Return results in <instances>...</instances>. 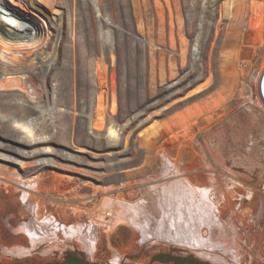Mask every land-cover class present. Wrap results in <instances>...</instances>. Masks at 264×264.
Listing matches in <instances>:
<instances>
[{"label": "rangeland", "instance_id": "obj_1", "mask_svg": "<svg viewBox=\"0 0 264 264\" xmlns=\"http://www.w3.org/2000/svg\"><path fill=\"white\" fill-rule=\"evenodd\" d=\"M162 1L164 7L158 0H134L135 7L129 0H0L25 17L19 16L22 35L12 28L16 26L14 22L0 21V64L17 54L34 67L29 78L32 82L22 76L7 78L0 74V95L5 98L0 105V134H15L17 127H28L29 117L24 115L49 110L51 102L46 101L44 92L50 87L51 78L58 76L63 93L72 91L73 95V89L67 86L80 78L73 71L79 65L73 68L72 58L85 55L92 58L84 63L85 68L94 69L90 116L81 115L78 105L74 107L77 110L70 108L68 114L58 112L54 117L57 134L84 138L89 124L92 131L104 133V138L120 136L121 147L127 151L120 155L118 165L108 171L79 164L64 169L60 166L66 165L65 160L60 159L34 176L19 164L4 161L8 172L0 177V264H230L227 259L232 261V252L225 246L233 239L241 252L235 264H264V108L255 102L264 69V0ZM146 3H151V7H145ZM196 6H212L207 13H198L211 26L208 35L199 41L197 58L192 54V39L202 25H194L189 31L185 11V7ZM61 7L68 8L70 22L67 36L57 40L51 32L53 27L47 29L44 22L47 15L59 14ZM93 7H106L102 25L92 12ZM107 22L114 24L115 29L120 26L119 31L104 25ZM37 28L40 32L35 37ZM100 41L109 47L102 44L103 51ZM145 41L146 49L139 48ZM150 41L157 43L152 47ZM32 50L37 51L38 57L28 55ZM61 58H70L71 65ZM53 61L55 66L50 70ZM45 69L50 70L48 74ZM183 73L188 74V85L169 97L164 87ZM194 76L198 79L192 81ZM31 86L35 87L32 94L39 100L28 104L7 98L11 93L24 97ZM81 99L76 101L82 104ZM20 113V117L16 116ZM136 113L138 117L130 123V116ZM40 116L50 119L49 114ZM82 118L85 121H80ZM46 127L45 130H52L49 125ZM75 146L71 150H77ZM82 152L85 157L92 156L90 151ZM166 167L178 168L181 176L189 178L195 187L209 192L213 201L210 211L216 216L209 235L218 246L199 252L175 243H160L156 238L139 241V231L125 217L134 213L132 206L125 210L115 201L145 199L157 215L159 200L171 207L172 198L168 194L164 198L163 194L164 181L170 179L165 178ZM5 172H1L0 165V175ZM31 176L33 185L26 186L24 180ZM30 193L33 196H28ZM106 194L112 201H103ZM200 202L193 199L194 212ZM110 207L114 212L126 213L125 221L114 223L109 218ZM37 220L48 221L41 225ZM75 224L92 228L89 233L83 232L88 236L86 241L79 238ZM27 226L37 232L33 245ZM154 226L155 221H150V227ZM45 227H50L47 233ZM213 251L223 260L212 257Z\"/></svg>", "mask_w": 264, "mask_h": 264}, {"label": "bare ground", "instance_id": "obj_2", "mask_svg": "<svg viewBox=\"0 0 264 264\" xmlns=\"http://www.w3.org/2000/svg\"><path fill=\"white\" fill-rule=\"evenodd\" d=\"M228 1L230 3L232 0L231 1L228 0ZM228 5L229 4H227V6ZM190 6H191V4H190ZM6 7H10V8L7 9ZM11 7L12 6H10V5L8 6L4 2L0 3V21L14 22L15 23L14 25H16V26H14L12 28H14L15 30H18L19 35H22V34H24V30L20 27L21 21H20V17H19L22 14H20V12H19L20 15H18L16 12H14L12 10ZM231 7L228 6V8H231ZM107 8L109 9V7H107ZM66 9H67V7H66ZM210 9H212V6L211 7H205V6L204 7H197V6L196 7H185V11H186V15H187V25L189 26V31H190V28H192L194 25H197V24H198V26L199 25H202V26H199L198 27V29H197V32L198 33L196 32L195 35H193V39H192L193 42H194V46H195L193 48L195 51L192 54L194 55L195 58H197V56H198L197 55V52L199 53V48H200V42L199 41L203 37H206V35H208L207 33H209L210 26H211L210 21L207 18L204 21V19H202L201 16H198V13H200V12L201 13H204V12L207 13V11L210 10ZM232 9H233V7H232ZM78 11H76V12H78ZM92 12L96 15L97 19H99L100 25H102L103 24V21L105 20L104 19V16H105V14L107 12L106 7L104 9H103V7H98V8L93 7ZM227 12H228V10H227ZM84 14H85V12H84ZM109 14H111V13H109ZM69 15H70V13L68 12V9L62 11L61 14L59 16H57V19H54V17L52 18V17H49L47 15L45 17V22L44 23L47 26V28L49 26H51V27H53V29H55L57 31L58 30V22H59V20H61V18H62L64 21H66L67 16L69 18ZM79 16H81V15H79ZM190 17H191V19H190ZM110 19H112V18H110ZM107 20H108V18H107ZM109 22L104 23V25H108L107 27H110V28L113 27L114 28L115 25L112 24V23H109ZM78 25H80V23ZM8 26H10V23L8 24ZM11 26H12V24H11ZM41 27H42V25H41ZM119 27H116V28L119 29ZM118 29H115L114 31L117 32ZM199 29H200V31H199ZM45 31H47V29H45ZM189 31H188V33H189ZM38 32H39V29L37 28L35 30V33H38ZM111 32H113V31H111ZM201 33H204V34H201ZM119 35H121V34H119ZM129 36H130V34H129ZM84 41H85V39H84ZM105 41H107V40H105ZM142 41L144 42V40H142ZM146 41H145V43L142 42L141 43L142 45L139 44V48L144 49L146 47V45H148ZM102 42H101V46H102V44H104ZM89 43H90V41H89ZM138 43H140V42H138ZM156 43H154L153 41H150L149 42V45L153 47V46H155ZM104 46L107 47L105 44H104ZM110 47H111V45H110ZM112 47L114 48V45ZM74 48H76V47H74ZM101 48L103 49V46ZM130 48H131V46H130ZM155 48H153V49H155ZM134 49H136V48H134ZM120 50H121V48H120ZM128 50H129V48H128ZM103 51H104V49H103ZM71 53L73 54V52H71ZM72 54H70V55H72ZM28 55L31 56L32 58L38 57L36 50L28 51ZM101 55H102V53H101ZM1 57H2V55H1ZM19 57H20L19 55L15 54V57H12L9 62H7V63L5 62V63H3V65L1 63L0 64V74H2V75L5 74L6 76H4V77H7V78H10V77L17 78L18 76H22L23 79H26L27 78L26 80H28L30 78V75H32L34 73L33 72L34 71L33 70L34 67L31 64L25 63L22 59H19ZM41 58H42V56L39 57V59H41ZM61 59H60V61H61ZM91 59L92 58H88L85 55L82 56V57H79L78 56L77 58H76L75 55L73 56V58H72L73 68L75 67L74 65H76V64L79 65L77 68H75V70L73 69V71H75L76 76L80 78L79 80L78 79H75V82H72V84L70 86H67L68 88L70 87L71 89H73V93H72L73 95L70 94L72 91L70 93H66V94L63 93V90H62L63 88L60 85V79H59L58 76H55L54 78H51V83L49 85L50 87L47 85L49 88H47L45 90V92H44L46 101L51 102V104L49 103L50 105L49 104H48L49 106L47 105L48 106L47 109H49L48 111L42 112V114H49L50 119L45 118V117L42 118V116H40V115H42L41 113L39 115H37V114L36 115H34V114L33 115H30V114L29 115H24L25 118H27V119L29 117V119L27 121L28 122V124H27L28 127L27 126H23V128H20V129H19V127H17L18 129L15 130L16 133L15 134H12V135L4 134V133L0 134V159H1L0 160V165H1V172H2V169H5L6 170L5 174L2 173L0 175V177H2V178L5 177L6 176V173L8 172V168L6 166L8 163L6 164L4 161H8L9 163H13V164L14 163L15 164H19L22 167V169H26L28 171V174H33V175L35 173L38 174L39 171L42 168H44L46 165H56V164H58V161L57 160H60V159L61 160H65L64 162H65L66 165L60 166V167H62L64 169H66V168L67 169H71L70 166H74L73 164H79V165H82V166H86L88 168H92L94 170H98V169L101 170V168H103L104 170L108 171V170H111V169H113L114 167H116L118 165V162L120 161V155L123 154V153H125V152H127L125 148H122L121 147L120 136H118L117 138H109V139L108 138H104V135H103L104 133L101 134V133H96V132L92 131L90 129V127H89V124L86 126L87 132H85L86 134H85L84 138H81V137L80 138H77L75 136L74 137L73 136L67 137L66 134H65V136H61V135L59 136L57 134L58 125L55 122V118L54 117L56 116V114L58 112H60L59 114H61V113L62 114L63 113L68 114L69 111L71 112V110H69L70 108H74V107L77 108V105H78L79 106L78 108L79 109L81 108V110L79 111V113H81V115H85L87 118H89V116H90V107L92 106V99H93L92 98V93H93V90L95 89V87L93 86L94 85L93 84V82H94V75H93V72H92V70H94V69H90V68L88 69V67L86 69L84 63L90 62ZM1 60H3V59L1 58ZM62 60H63L62 62H64L66 65L70 64V62H71L70 58H63ZM21 61H23V62H21ZM116 61H118V58H117ZM124 61H125V59H124ZM141 64H143V62ZM113 65H114V62H113ZM130 65H132V62H131ZM54 66H55V63L53 61L52 63H50V68L49 69L51 70V68H53ZM101 66H103V65H101ZM98 67L101 68L100 66H98ZM122 69H123V67H122ZM50 70L45 69L46 74H48ZM57 70H58V68H57ZM102 70H103V68H102ZM100 72H101V70H100ZM101 73H104V71L101 72ZM68 75H70V74H68ZM98 75L101 76V74H98ZM103 75L104 74H102V76ZM187 75H188L187 73H183V75L181 77L179 76L176 79L175 82H173L172 84L164 87L165 90H167L169 97H170V94H173V93H175L177 91H180V89L182 87H184L185 85H188V81H187L188 80V77H187ZM257 77H258V75H257ZM72 78H73V75H72ZM196 79H198V76H194V78L192 79V81H194ZM73 80H74V78H73ZM28 81L29 82H32L31 79H29ZM258 83H259L258 86H259V92L260 93H259V96L256 97L255 102H256V104L258 106H261V107L264 108V69L261 72V76L259 78ZM34 88H35L34 86L29 87V90L26 91L28 93L24 97L21 94H19V93H11V94H9V97H7V98H9L10 101L13 100V102H19L20 101V102H25V103H28V104L30 103L31 104L32 102H35V101L39 100V99H36V96L37 95L32 94L33 93L32 90H35ZM74 92H76V93H74ZM246 92H247V90H246ZM78 97H81L82 98L81 99V100H83V103L82 104L80 103V100L78 102L76 101ZM4 99L5 98L1 94L0 95V105H1L2 101H4ZM144 100L145 99H143L142 101H144ZM128 106H130V105H128ZM135 106H136V104H135ZM87 107H89V108H87ZM147 107H148V105H147ZM137 108H135V109H137ZM75 110H77V109H75ZM126 110L127 109L124 110L125 113H128V112H126ZM72 113H75V111L72 112ZM76 113H78V112H76ZM125 113H124V115H125ZM22 114L23 113H20V115H17L16 114V116L20 117ZM138 115H139V113H136L135 115L130 116V123H133L135 121L136 117H138ZM78 118H81V117H78ZM83 118L80 121H85ZM72 120H77V119H73L72 118ZM41 121L43 122L42 123L43 125L42 126H39ZM45 121L47 123H45ZM24 122H26V121H24ZM86 122H88V119L86 120ZM38 123H39V125H38ZM16 124H18V123H16ZM16 124H15V127L18 126ZM85 124H87V123H85ZM47 125L50 126V128L52 129L51 131H49V129L48 130H45L47 128L46 127ZM10 126H12V124ZM44 127H45V129H44ZM12 129H10V131ZM37 129H39L40 131H37ZM98 131H100V130H98ZM7 132H9V131H7ZM64 133H66V132H64ZM117 134H118V132H117ZM77 141H78V145L75 146V144H77ZM72 146L77 147V150H75L77 152L71 150L70 147H72ZM92 150H97V151H92ZM82 151H90V153H91L92 156L89 157V158L88 157H85ZM1 162H3V163L1 164ZM3 165H4V168H2ZM169 165H171V164H169ZM84 168L85 167H83V169ZM166 171L167 172H164V175L166 174L165 175V178H170V179L164 181L163 194H164V198L167 197L165 194H168L169 197L172 198L171 200L173 201V205L171 207H166L165 203L163 204V201L159 200V202H157L158 205H159V207H158L159 211H158V215H157L156 213H154V211L152 209H150L147 206V204L144 201L145 199L144 200H141V199L139 200V198H138V200L136 199L135 202H131V203L130 202H126L125 200L123 201L121 199H118L117 201H115L116 205L122 206V209L125 208V210H129V208H131V206H132V209H133V212L134 213L133 214H129L128 213V216H125L126 213L120 214L118 210L117 211L115 210V212H114V210L111 209V207H110V209L113 210V212L108 209V211L110 212V217L109 218L114 223L117 222V221H120V222L121 221H125L123 219L125 217L128 220H130L131 225L134 228H136L139 231V233H140L141 238L139 239V241H145L146 242V240H153L152 238H156L154 240H157L160 243L161 242H163V243L165 242V243H168V244L175 243V244H179V245L188 247L190 249H195V251H199V252H201L202 250L204 251L205 248L212 249V248H214V246H218L217 244H214L215 242L212 240V238L209 235V229H210L211 225L216 223V220H214V218L216 216L213 215V214H211V211H210V209L212 208V205H213V201H212V199H211V197L209 195V192L207 193V190L204 191V189H199V188L195 187L192 184V182L189 180V178L184 177V176H181L182 173L176 167H174L173 169H170V168L166 167ZM90 174H92V173H90ZM32 177L33 176L28 177L27 179H25V177H24V179H25L24 181L26 183V186L32 184V181H34V179ZM22 180H23V178H22ZM26 180H27V182H26ZM22 183H20V184H22ZM4 185H7L6 181L4 182ZM23 194L24 193H22V195ZM23 196H26V195L24 194ZM28 196H33V195H31V193H30V194H28ZM34 196H36V195L34 194ZM102 198H103V201L104 202H108L110 200L112 201V198L109 196V194L108 195L107 194L104 195ZM197 198L200 199L201 202L199 203L200 205H198L197 211L194 212V210H193V207L194 206H193V203L192 202H193V199H197ZM168 200H169V198H168ZM171 200H169L170 203H171ZM161 202H162L163 205L161 204ZM169 208H170V210H169ZM120 210H121V208H120ZM168 210H169V213H168ZM198 210H199V212H198ZM167 213H168V215H167ZM153 220L155 221V226L152 228V227H150V221H153ZM44 221L47 222L48 220H43L41 222H44ZM89 221H91V219H89ZM93 221H91V222H93ZM109 221H108V223H109ZM37 222L39 223L40 220L39 221L37 220ZM41 222L39 224H41ZM24 224H25V221H24ZM31 224H33V223H31ZM96 224H97V222H96ZM28 227L29 226L26 227V229L28 230V231L26 230V233L29 234V236L31 238V244L33 245L35 243V240L38 239V238L35 239L36 238L35 235H36L37 232H34L33 231L34 228L31 229V228H28ZM75 227L79 231V235L78 236L82 240V242L86 241V239H87L88 236H87L86 233H83V232L89 233L88 230L91 231L92 228L87 227L85 229V228H82L79 224L78 225L75 224ZM49 229H50V227H49ZM49 229H48V227L47 228L45 227L44 230L47 233ZM35 230H36V228H35ZM223 247L224 246L221 245V248H223ZM226 248L231 250V252H232V255L231 256L233 258L232 261H230V259H227L228 262L230 264H235L236 262H238L240 260V254H241V252H240V246L236 242V240L233 239L231 242H229V244L225 246V249ZM216 253L217 252L213 251V252H211L210 255L212 257L217 258L218 260H223L220 257H217V256L213 255V254H216ZM222 257H224V255Z\"/></svg>", "mask_w": 264, "mask_h": 264}, {"label": "built area", "instance_id": "obj_3", "mask_svg": "<svg viewBox=\"0 0 264 264\" xmlns=\"http://www.w3.org/2000/svg\"><path fill=\"white\" fill-rule=\"evenodd\" d=\"M159 1V3H160V7H164V4H163V1L162 0H158ZM135 2H134V0H133V2L131 1V3H130V0H129V4H131V6L132 7H135L134 5L135 4H137V2L134 4ZM170 5V7H172L171 6V4H169ZM229 6H230V4H229ZM145 7H151V3H149V4H145ZM61 10H60V12H59V14H57L55 17H54V19H57V16H59L60 14H61V12L62 11H64V10H67L66 9V7H61L60 8ZM69 11V10H68ZM53 18V17H52ZM69 22H70V18H67L66 19V21H64L62 18H61V20H59V22H58V30L56 31L55 29H53V30H51V32H52V34L54 35V36H56L57 38V40L59 39V38H65L66 36H67V31H68V27H69ZM31 25L32 26H34L32 23H31ZM48 29V28H47ZM40 32V31H39ZM39 32L38 33H34V35L36 34V35H39ZM67 33V34H66ZM36 35H35V37H36ZM72 36H73V34H72ZM72 36H70V37H72ZM34 37V38H35ZM38 37V36H37ZM33 38V39H34ZM32 39V40H33ZM55 39V40H56ZM72 39V38H71ZM55 41H53V43H54ZM115 42H116V40L115 39H113V42H112V45H114L115 44Z\"/></svg>", "mask_w": 264, "mask_h": 264}]
</instances>
